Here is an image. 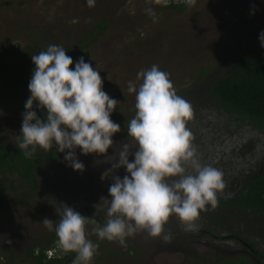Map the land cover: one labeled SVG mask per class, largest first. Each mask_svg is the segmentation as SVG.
I'll return each instance as SVG.
<instances>
[{"label": "clouds", "instance_id": "obj_1", "mask_svg": "<svg viewBox=\"0 0 264 264\" xmlns=\"http://www.w3.org/2000/svg\"><path fill=\"white\" fill-rule=\"evenodd\" d=\"M91 7L95 0H86ZM147 3L167 6L170 2L193 7L196 0H146ZM145 12L155 19L152 7ZM258 39L264 48V31ZM35 65L28 89L31 93L24 104L21 134L17 147L25 158H32L37 148L65 153L64 160L75 171L85 166L76 156L106 154L114 145L113 134L121 130L110 115L119 101L102 90L103 80L98 70L80 57L74 68L71 56L60 45L31 55ZM137 85L129 81L127 90L135 93V115L127 126V143H121L118 154L106 159L111 167L101 174V180L111 178L108 188L111 199L103 198L106 223L95 219L92 232L100 240L119 242L146 231L152 237L161 236L171 215L179 218L186 230L201 211L218 206V193L225 188L223 172L210 164H202L192 146L193 134L187 122L193 118L189 101L178 95L168 72L153 64L137 73ZM45 109L41 119L35 110ZM34 121V122H33ZM135 149V151H132ZM65 150H68L65 152ZM134 158L130 161L129 156ZM118 157V159H117ZM124 167L121 178L113 172ZM55 207L58 222L45 217L43 226L54 231L56 250L75 252L72 264H90L99 245L87 238L85 226L89 217L61 202ZM170 240V235H163ZM11 243V241H9ZM55 250L47 256L52 259Z\"/></svg>", "mask_w": 264, "mask_h": 264}, {"label": "flooded vegetation", "instance_id": "obj_2", "mask_svg": "<svg viewBox=\"0 0 264 264\" xmlns=\"http://www.w3.org/2000/svg\"><path fill=\"white\" fill-rule=\"evenodd\" d=\"M172 4L176 3L170 2L167 6ZM159 8L162 9V6ZM168 10L172 11V9ZM30 75L31 71L25 69L23 76L18 79L21 83L11 81L0 85V109L6 104L12 107L14 104L21 117L16 122L18 128L15 127L14 138L7 141L0 137V154L10 155L18 148L17 136L21 134L24 104L31 95L28 89ZM210 75L198 84L196 100L187 95L184 99L193 104L202 99V83L209 79ZM216 108L217 105L200 107L207 112L204 120L200 119L199 123H195L197 125L193 124L192 146L202 164H210L223 172L226 186L222 193L217 194L218 206L215 209L209 206L207 211H201L191 229L186 230L179 218L171 215L164 225L161 236L152 237L146 231H140L127 237L125 246H121L116 241L98 239L92 232L95 225L91 220L95 219L100 225L106 223V208L101 197L111 199L108 188L112 180L106 178L102 181L101 174L111 167V163L105 162L111 157L105 158L93 153L83 155L77 148L76 156L85 166L81 172L68 166V162L63 160L62 153L57 152L55 146L48 152L38 147L44 156L53 152L58 160L48 158L51 165H39L33 172V180H23L15 171L1 170L0 165V178L3 179L1 193L3 201L0 203V210L3 211L0 213V247L11 252L24 251L26 258L30 248L35 246L34 253L37 254L40 244L43 245L48 239H57L55 232L47 230L41 222L45 217L58 222L59 217L55 207H61L62 202L81 215L89 217V223L85 226L87 238L99 245L90 264H102L100 259L104 256L101 253L107 255L111 253L109 250L113 249V244L121 247V254L119 252L118 257H123L124 264H140L136 260L143 254L142 264L146 262L166 264L175 254H180L183 259L185 257L193 259L191 264H264V192L260 203L249 196L253 178L264 171V167L256 166L257 149L264 151V144L259 147L253 130L239 129L232 119L222 114V108L218 107L217 110ZM113 111H116V108ZM117 115L118 113L113 116L112 121ZM122 126L119 132L113 134L115 137L113 142L116 141L117 144L119 141L122 143V137L127 134L123 132L127 124L124 123ZM245 146H253V148L248 152H242L244 156L242 161L238 149ZM117 148L116 151L112 150L114 155L121 150L120 147ZM133 158L129 156L130 161ZM125 174L124 167L113 172V175L121 178ZM240 194L247 196L238 199ZM166 234L171 236L170 240L166 241L162 238ZM200 248H205V255L199 250ZM48 249H56V245L46 250ZM67 254L69 252L61 253L57 250L53 258H62ZM158 256L163 257L161 262L156 260ZM45 258L49 259L46 254ZM1 259L3 257L0 256V263ZM72 261L73 259L69 257L64 263L72 264Z\"/></svg>", "mask_w": 264, "mask_h": 264}, {"label": "rangeland", "instance_id": "obj_3", "mask_svg": "<svg viewBox=\"0 0 264 264\" xmlns=\"http://www.w3.org/2000/svg\"><path fill=\"white\" fill-rule=\"evenodd\" d=\"M148 7L155 11V19L145 12ZM159 7L146 0H95L91 7L86 0H0V62L13 66L29 63L31 55L53 44L63 46L70 56L80 47L79 38L102 22L104 33L80 57L99 71L102 90L119 101L118 115L113 121L122 129L135 115V93H129L127 85L129 81L140 83L136 78L139 71L157 65L170 74L176 90L184 88L180 96L184 98L187 94L194 100L198 82L201 84L203 80L201 71L220 73L237 45H252L264 31V0H196L193 7L186 5L181 11H164ZM74 66L75 62L70 65ZM190 103L193 118L187 127L193 131V124L204 120L207 111ZM221 107L222 114L227 116ZM20 118L14 104L2 106L1 139L9 141L15 137ZM126 127L123 132H127ZM123 138L130 139L126 134L122 143L128 142ZM120 144L115 141L102 156H112V150H117ZM120 249L113 244L111 253H101L104 256L101 263L124 264L123 257H118ZM199 250L205 255V248ZM23 252L0 247L3 257L0 264H30ZM143 257L144 254L140 255L136 261L142 264ZM162 259L156 258L158 262ZM191 262L193 259L175 254L166 264Z\"/></svg>", "mask_w": 264, "mask_h": 264}, {"label": "trees", "instance_id": "obj_4", "mask_svg": "<svg viewBox=\"0 0 264 264\" xmlns=\"http://www.w3.org/2000/svg\"><path fill=\"white\" fill-rule=\"evenodd\" d=\"M185 7L186 4L184 3H176L171 6H162V9L181 11ZM104 31L105 27L103 23L99 22L92 30H88L79 38L78 44L80 47L76 48L74 53L70 54L73 63L80 58L81 54L84 52L83 50L93 41L96 42L98 40ZM34 67L35 65L32 63V60H30L28 64H19L16 66L9 65L6 62H0V85L11 81L17 82L18 79L23 76V71L25 69L32 71ZM223 67L224 69L221 68L220 73H212V75H210V73L204 74V72L201 71L203 78L208 75H210V77L202 83V99L198 100V102L194 104V107L200 109V107L203 108L214 105L220 108L223 106V109L227 113L225 117L232 119L239 129L253 130L256 142L260 147L261 144H264V48L261 47L259 39L249 46L237 45L233 54L227 57ZM195 85L196 84H193L194 87ZM177 90L178 95H180L183 93L184 88ZM190 97L194 98L192 96ZM196 99L197 97L194 100ZM35 105L36 102H34L33 110L37 112V115L41 119H44L46 117V110L37 109ZM117 113V110L111 113V120ZM196 141L199 142L198 140ZM246 144H248V142H246ZM252 148L253 146H245L238 149V155L242 156V161H244L242 152H248ZM259 149H257L256 154V166L264 167V151H259ZM245 157H247V155H245ZM48 158H54L55 161L58 160L53 152L44 156L39 151V148H37L32 158H25L23 150L17 148L14 149L10 155L0 154V165L1 170L9 169L15 171L23 180H33V172L37 170L39 165H51V161H49ZM252 181L253 184L251 185L249 196L254 197L257 202L260 203L262 193L264 192V171H262L261 175L253 178ZM2 182L3 179L0 178V203L3 201L1 199ZM244 196L247 195L240 194L238 199ZM56 240L57 239H48L43 245L40 244V249L37 254L34 253L35 246L31 247L26 254V258L30 264H66L64 262L69 257L74 259L76 256L75 252H69V254L62 258H45L44 251L53 246Z\"/></svg>", "mask_w": 264, "mask_h": 264}, {"label": "built area", "instance_id": "obj_5", "mask_svg": "<svg viewBox=\"0 0 264 264\" xmlns=\"http://www.w3.org/2000/svg\"><path fill=\"white\" fill-rule=\"evenodd\" d=\"M53 250H55V254H57V250H56V249H48V250L45 251V254L47 255V253H48L49 251H53ZM55 254H54V255H55Z\"/></svg>", "mask_w": 264, "mask_h": 264}]
</instances>
